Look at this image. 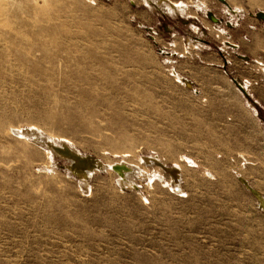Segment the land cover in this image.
<instances>
[{"label": "rangeland", "instance_id": "374dc122", "mask_svg": "<svg viewBox=\"0 0 264 264\" xmlns=\"http://www.w3.org/2000/svg\"><path fill=\"white\" fill-rule=\"evenodd\" d=\"M260 11L0 0V264H264ZM46 140L100 166L81 179Z\"/></svg>", "mask_w": 264, "mask_h": 264}, {"label": "bare ground", "instance_id": "6f19581e", "mask_svg": "<svg viewBox=\"0 0 264 264\" xmlns=\"http://www.w3.org/2000/svg\"><path fill=\"white\" fill-rule=\"evenodd\" d=\"M219 1L221 3H223L224 5H226V0H219ZM155 3H156V1H155ZM172 5H174V4H172ZM261 13H264V11L258 12L256 14V17L260 21H262L264 23V21H263L264 17L261 16ZM208 15L211 18L212 17L215 18L216 22H213V23H216V24L218 23L219 19L212 12H209ZM263 16H264V14H263ZM228 26H229V24H228ZM229 43L234 44L232 42H229ZM175 77L178 78V80H180V81L182 80L181 82L184 85H186L187 87H191V83H190V81L187 78L180 77V76L178 77V75H176V74H175ZM17 130H18V133L23 134L24 136L28 135V136L32 137L33 139H35L36 141H38V140L42 141V138H40L39 135L37 133H35V131L33 129L23 130L22 128H19ZM46 143H48V148H49V151H50L51 154L57 153L58 155L64 156L65 159L66 158L68 159L67 160V161H69V166L68 167H70V169L72 171L76 172L79 175V177L81 176L82 177L81 179L85 178L86 176H89L88 172H91L90 170L93 169V167L100 166L99 165L100 163L97 160H95V158H93V157H91L89 155H81V154H79L73 147L68 145L66 142H63V143H61L59 145H55L52 142L46 140ZM49 151H47V154H48ZM144 160L148 161V162H151L154 165H156L158 168H161L162 170L166 171L168 173L170 179H171V184H172L173 188L175 190H177V191L180 189V181H179V171H180V169H179V167H177L175 165L166 166L160 160L149 158V157H144ZM46 162H47V160H46ZM113 168L115 170H117L119 173H121V176H122V179H123L124 183H126V184H131L132 183V181L130 179L132 173L130 175L131 167H129V165H127L124 162L118 161L113 166ZM134 169H136V168H134ZM132 170H133V168H132ZM129 175H130V177H129ZM132 184H134V183H132ZM251 189H252L253 193L256 194V196L258 198L257 201H259V203L262 206V208H264V197L258 191H256L254 189V187L253 188L251 187Z\"/></svg>", "mask_w": 264, "mask_h": 264}, {"label": "water", "instance_id": "95a60500", "mask_svg": "<svg viewBox=\"0 0 264 264\" xmlns=\"http://www.w3.org/2000/svg\"><path fill=\"white\" fill-rule=\"evenodd\" d=\"M263 14H264V13H261V16H262V17H264ZM209 19H210L211 21H213V22H216L215 18H213V17H212V18L209 17ZM263 21H264V19H263Z\"/></svg>", "mask_w": 264, "mask_h": 264}, {"label": "crops", "instance_id": "0c3cea01", "mask_svg": "<svg viewBox=\"0 0 264 264\" xmlns=\"http://www.w3.org/2000/svg\"><path fill=\"white\" fill-rule=\"evenodd\" d=\"M228 24H230V23H228Z\"/></svg>", "mask_w": 264, "mask_h": 264}]
</instances>
